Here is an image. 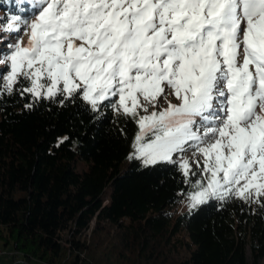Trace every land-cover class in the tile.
Listing matches in <instances>:
<instances>
[{
  "label": "snow or ice",
  "instance_id": "1",
  "mask_svg": "<svg viewBox=\"0 0 264 264\" xmlns=\"http://www.w3.org/2000/svg\"><path fill=\"white\" fill-rule=\"evenodd\" d=\"M33 7L31 22L13 14L0 28L9 49H0L7 65L0 90L11 93L23 77L31 82L23 92L75 93L93 110L118 97L112 107L139 126L130 158L146 166L173 162L195 142L208 182H196L192 208L230 194L264 196V0H39ZM22 30L27 46L17 38ZM165 87L178 103L149 113L148 105L167 99ZM180 167L189 174V161Z\"/></svg>",
  "mask_w": 264,
  "mask_h": 264
},
{
  "label": "trees",
  "instance_id": "2",
  "mask_svg": "<svg viewBox=\"0 0 264 264\" xmlns=\"http://www.w3.org/2000/svg\"><path fill=\"white\" fill-rule=\"evenodd\" d=\"M3 3L6 22L39 0ZM30 86L20 77L0 90V239L22 256L0 264H264V196L178 212L204 180L176 155L130 158L139 126L112 107L118 97L93 110L78 94L35 97Z\"/></svg>",
  "mask_w": 264,
  "mask_h": 264
},
{
  "label": "rangeland",
  "instance_id": "3",
  "mask_svg": "<svg viewBox=\"0 0 264 264\" xmlns=\"http://www.w3.org/2000/svg\"><path fill=\"white\" fill-rule=\"evenodd\" d=\"M27 5L29 6L28 1H26V3H23V1H22V4H21L22 8H23V6L26 7L23 9L29 10ZM38 5H39V3L36 4V6H38ZM31 10H32V12H31L32 14L28 18L25 17L29 22H31V20L35 19L33 6H32ZM3 17H4V15H3L2 11H0V28H2L3 24L5 23L3 21ZM22 18H24V17H22ZM6 33H8V32H6ZM9 35H10V33H8V36ZM17 38H19L22 41V46H27L28 39H29V35L27 32H25L23 30L20 31L17 34ZM14 42H15V40H12V43H14ZM0 44L2 45V43H0ZM239 59H240V62H242V59H243L242 55ZM170 93H171V89L165 87V94L167 95V99H165L163 96L159 97L155 107H153L152 105H148V112L151 113L152 111H160V110L166 108L168 106L169 101L173 104L178 103L176 97ZM141 102H143L142 98H141ZM257 111H259V109H257ZM140 115H145V113L142 110H140ZM148 134L152 135V133H148ZM212 139H214V138L209 137L205 141V143L211 142ZM190 145L191 146H189V144H186L184 147V151L176 152L173 154V156L176 155V158L178 159L179 163L182 159L189 161L190 165H191L190 172L196 171L199 178H202L205 182V185H206L208 182V174L203 171L204 157L196 151L195 142H190ZM191 209H192V207H190V199L189 198L184 199L183 202L177 207L178 212H184L186 210H191ZM248 255L250 256L249 251H248ZM0 257L2 259H4L6 262L12 261L14 259L19 260L22 258V256L20 254H18L17 252H15V250L12 247L5 246L1 239H0Z\"/></svg>",
  "mask_w": 264,
  "mask_h": 264
}]
</instances>
